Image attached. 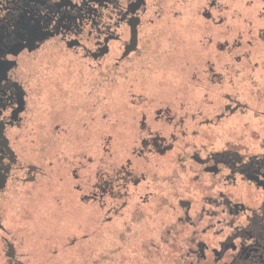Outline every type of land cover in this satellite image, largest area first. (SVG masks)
Masks as SVG:
<instances>
[{"label": "flooded vegetation", "instance_id": "1", "mask_svg": "<svg viewBox=\"0 0 264 264\" xmlns=\"http://www.w3.org/2000/svg\"><path fill=\"white\" fill-rule=\"evenodd\" d=\"M221 4V0H0V238L6 249L4 264H28L23 256L28 255L27 247L17 256L18 247L11 238L13 220L20 216L14 215V196L24 197L22 207L33 217V202L43 196L44 182L51 175L50 193L53 204H58L54 211L63 240H57L54 260L41 258L37 264H92L87 246L92 222L77 236L76 201L92 206L90 143L95 133L104 137L103 130L92 129L96 111L99 106L101 111L107 107L114 79L118 80V94L128 90L134 96L139 95L134 88V92L119 88L121 81L176 75L163 67L168 60L176 67L181 60L183 78L219 86L227 77L221 72L222 54L231 53L232 47L245 41L231 31L238 10L236 0H225V8ZM260 10L264 20V8ZM222 22H228L229 30L224 39L220 38ZM189 45L213 46L212 70L188 71ZM199 103L196 110H202L203 102ZM180 105L184 109L189 104ZM243 105L227 102L221 107L233 112ZM216 108L220 110V105ZM217 113L219 118L222 113ZM260 137L257 150L241 149L230 140L207 150L184 152L182 164H196L194 177L199 175L203 181L197 187L199 214L187 213L192 200H179L187 208L177 219L183 230L173 227L161 232L159 238L166 235L165 246H153L149 253L155 255L154 264H264V134ZM65 144H69L68 150L63 149ZM63 173L71 176L70 183L60 182ZM236 179L254 187L250 198L234 195L231 199L216 189V184H231ZM78 248L83 249L81 256ZM107 256L100 259L105 264Z\"/></svg>", "mask_w": 264, "mask_h": 264}, {"label": "rangeland", "instance_id": "2", "mask_svg": "<svg viewBox=\"0 0 264 264\" xmlns=\"http://www.w3.org/2000/svg\"><path fill=\"white\" fill-rule=\"evenodd\" d=\"M221 2L223 8L228 6L225 0ZM236 6L235 27L231 31L245 41L242 46L237 43L236 47H229L231 53L222 54L221 72L227 73V77L220 80L219 86L207 80L199 79L197 83V80L183 78L181 60H177V67L168 60L163 67L176 75L121 81L119 88H132L129 92L135 90L139 94L134 96L129 95L128 90L118 94V80L114 79L116 83L110 86L107 107L102 111L98 107L92 129L93 132L103 130L104 137L100 139V132L95 133L90 143L92 206L84 207L76 201L77 236L92 222V237L87 245L91 249L92 264H105L100 259L107 253L106 264H154L155 255L149 253L153 246H165L162 241L166 235L159 238L161 232L173 227L183 230V224L177 219L185 215L187 208L179 200H192L187 213L199 214L197 187L203 181L199 175L194 177L196 164H182L184 152L198 148L207 150L230 140L236 141L241 149L259 148L260 136L264 134V37L261 36L264 20L260 10L264 8V0H236ZM227 27L228 22H222L221 39L228 38ZM213 59V46L187 47L190 72L212 70ZM228 96L232 100H227ZM200 100L202 110H196L194 107L201 104ZM181 102L188 103V107L182 109ZM227 102L246 105L233 112L224 111L221 106ZM217 112L222 113L220 119L216 117ZM199 125L202 127L198 128ZM154 140L158 143L153 144ZM72 144L77 146V143ZM69 148V144L63 146L65 150ZM66 173L62 174L60 182H71V176ZM83 173L82 183L86 177L85 171ZM52 177L44 182L43 196L33 202V217H28L26 207H22L24 197L14 196V215L20 216L19 220H13L11 238L18 247L17 256L27 247L28 255L23 256L28 264H37L41 258L54 260L57 240H63L54 211L58 204H53L54 195L50 193ZM216 185V189L231 199L234 195L248 199L254 189L239 179L231 184ZM207 188L210 193V186ZM77 250L81 256L83 249ZM5 251V243L0 238V264L7 262Z\"/></svg>", "mask_w": 264, "mask_h": 264}]
</instances>
